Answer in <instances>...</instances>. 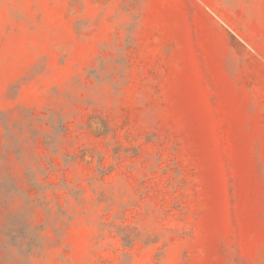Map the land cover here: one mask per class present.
<instances>
[{"label": "rangeland", "instance_id": "1", "mask_svg": "<svg viewBox=\"0 0 264 264\" xmlns=\"http://www.w3.org/2000/svg\"><path fill=\"white\" fill-rule=\"evenodd\" d=\"M0 264H264V0H0Z\"/></svg>", "mask_w": 264, "mask_h": 264}]
</instances>
